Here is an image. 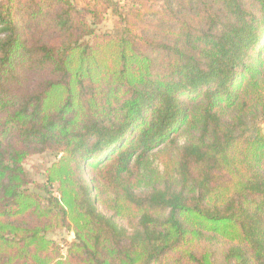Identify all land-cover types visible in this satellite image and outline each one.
Returning <instances> with one entry per match:
<instances>
[{
	"label": "trees",
	"instance_id": "16d2710c",
	"mask_svg": "<svg viewBox=\"0 0 264 264\" xmlns=\"http://www.w3.org/2000/svg\"><path fill=\"white\" fill-rule=\"evenodd\" d=\"M0 264H264V0H0Z\"/></svg>",
	"mask_w": 264,
	"mask_h": 264
},
{
	"label": "rangeland",
	"instance_id": "374dc122",
	"mask_svg": "<svg viewBox=\"0 0 264 264\" xmlns=\"http://www.w3.org/2000/svg\"><path fill=\"white\" fill-rule=\"evenodd\" d=\"M121 1H124V0H121ZM114 23H115V16L109 13L106 16V20L101 25V29L111 31L114 27ZM55 159H56V156L50 152L28 158L25 161V167L30 172L31 179L37 180V181L43 180L44 177L42 176V174L44 173L45 167L50 165L51 162L54 161ZM100 208L103 211L108 212L102 205H100ZM123 223L126 224V221H123ZM52 236L58 240H62L63 238H66L69 241H71L74 238V233L71 231L60 230L52 234ZM65 251L66 250L64 249V252Z\"/></svg>",
	"mask_w": 264,
	"mask_h": 264
}]
</instances>
